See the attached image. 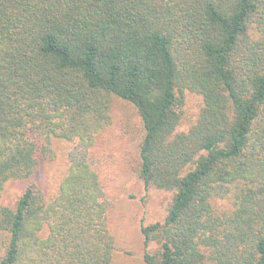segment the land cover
Here are the masks:
<instances>
[{
  "label": "trees",
  "instance_id": "16d2710c",
  "mask_svg": "<svg viewBox=\"0 0 264 264\" xmlns=\"http://www.w3.org/2000/svg\"><path fill=\"white\" fill-rule=\"evenodd\" d=\"M186 91L204 104L179 132ZM116 98L139 178L170 194L144 264H264V0H0V264H117L98 149ZM60 155L47 195L32 177Z\"/></svg>",
  "mask_w": 264,
  "mask_h": 264
},
{
  "label": "rangeland",
  "instance_id": "374dc122",
  "mask_svg": "<svg viewBox=\"0 0 264 264\" xmlns=\"http://www.w3.org/2000/svg\"><path fill=\"white\" fill-rule=\"evenodd\" d=\"M183 120L178 131H186L197 120L203 107L202 96L186 91ZM113 123L100 137L99 152L107 168L106 193L110 201L109 226L116 241L117 264H144V238L141 228L164 220L170 194L147 190L139 178V145L142 124L127 101H113ZM65 170L63 158L40 166L32 182L48 195L56 189ZM27 180L9 181L2 202L12 206L27 186Z\"/></svg>",
  "mask_w": 264,
  "mask_h": 264
}]
</instances>
